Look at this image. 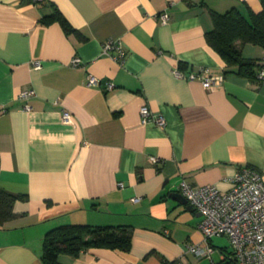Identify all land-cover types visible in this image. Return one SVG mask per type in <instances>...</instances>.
Wrapping results in <instances>:
<instances>
[{
	"label": "crops",
	"instance_id": "obj_1",
	"mask_svg": "<svg viewBox=\"0 0 264 264\" xmlns=\"http://www.w3.org/2000/svg\"><path fill=\"white\" fill-rule=\"evenodd\" d=\"M263 6L264 0H0V106L7 109L0 114V187L25 195L0 226V264H43L45 232L69 223L128 225L131 242L127 250L60 255L62 264H235L228 237L206 242L198 211L173 194L182 178L226 190L243 166L264 180V78L227 68L205 38L211 10L236 7L248 15ZM54 9L71 30L41 21ZM109 38L126 52L122 62L103 52ZM237 47L264 64L260 46ZM176 67L223 80L205 88L176 76ZM88 74L98 86L87 84ZM106 81L114 87L106 89ZM25 89L34 90L28 100L18 97ZM143 105L165 126L142 122ZM190 243H208L211 251L197 256Z\"/></svg>",
	"mask_w": 264,
	"mask_h": 264
},
{
	"label": "built area",
	"instance_id": "obj_2",
	"mask_svg": "<svg viewBox=\"0 0 264 264\" xmlns=\"http://www.w3.org/2000/svg\"><path fill=\"white\" fill-rule=\"evenodd\" d=\"M162 21L168 19V14L162 12ZM103 52L111 54L112 58L122 62L126 52L119 42L109 38L102 46ZM111 50H115L112 53ZM79 58L72 59L71 64L79 63ZM34 67H39L34 62ZM178 77L187 80H199L203 87L211 88L222 82V75H204L199 72L182 71L179 67L173 70ZM258 81L264 78V67L256 74ZM87 84L98 86L99 80L91 74L87 75ZM111 81L105 82L106 89H112ZM34 94L33 89L21 90L18 97L28 100ZM25 110H30L31 105L25 103ZM6 107L0 106V114L6 112ZM142 122L151 121L159 127L165 126V120L160 114H154L147 105L140 108ZM62 118L70 120V114L64 112ZM156 161V158H151ZM178 191L186 202L200 213L197 228L203 234L205 241L213 236H226L232 249V260L235 264H264V180L261 174L252 167L239 168L230 178V186L220 190L211 184L194 185L184 178L180 179ZM187 250L197 256L208 255L211 247L208 243L200 245L190 243Z\"/></svg>",
	"mask_w": 264,
	"mask_h": 264
},
{
	"label": "trees",
	"instance_id": "obj_3",
	"mask_svg": "<svg viewBox=\"0 0 264 264\" xmlns=\"http://www.w3.org/2000/svg\"><path fill=\"white\" fill-rule=\"evenodd\" d=\"M210 15L213 27L205 33L207 43L223 58L227 68L256 80V74L264 64L257 58L243 56L237 41L264 49V6L258 12L249 10L248 15H243L236 7L224 12L211 10ZM41 21L45 24L57 21L66 31L71 30L57 9L43 16ZM179 67L184 66L181 64ZM19 198L24 199L25 195H16L0 187V226L15 217L13 204ZM130 242L128 225L62 224L45 232L41 259L43 264H62L58 260L60 255L76 257L88 247L127 250Z\"/></svg>",
	"mask_w": 264,
	"mask_h": 264
},
{
	"label": "water",
	"instance_id": "obj_4",
	"mask_svg": "<svg viewBox=\"0 0 264 264\" xmlns=\"http://www.w3.org/2000/svg\"><path fill=\"white\" fill-rule=\"evenodd\" d=\"M173 196H174V198H176L181 203H184V204L186 203V199L180 193H174ZM187 208L192 209V210L194 209V207L192 205H190V204L187 205Z\"/></svg>",
	"mask_w": 264,
	"mask_h": 264
}]
</instances>
